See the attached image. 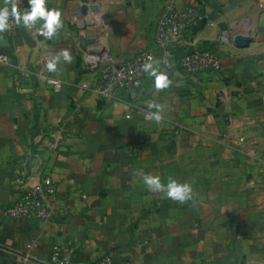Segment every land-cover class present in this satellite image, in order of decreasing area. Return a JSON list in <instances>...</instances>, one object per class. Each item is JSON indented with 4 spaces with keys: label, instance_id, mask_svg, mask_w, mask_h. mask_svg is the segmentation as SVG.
Returning a JSON list of instances; mask_svg holds the SVG:
<instances>
[{
    "label": "crops",
    "instance_id": "0c3cea01",
    "mask_svg": "<svg viewBox=\"0 0 264 264\" xmlns=\"http://www.w3.org/2000/svg\"><path fill=\"white\" fill-rule=\"evenodd\" d=\"M195 1L48 0L62 12L57 39L35 28L30 47L22 28L0 34V52L10 57L0 65L1 245L47 263L63 245L74 251L72 264L106 255L114 264H264V0H199L204 19L184 38L213 49L223 68L188 73L176 60L160 63L173 80L164 91L146 74L134 91L100 95L80 44L101 19L99 43L113 57L146 48L160 57L164 5ZM65 48L74 60L53 73L57 89L37 73ZM151 102L164 106L159 124L145 119ZM43 161L57 185L55 217L5 216L21 192L16 169L24 166L33 184ZM141 170L165 183L194 182L195 201L181 205L147 190L134 175ZM23 259L0 247V264Z\"/></svg>",
    "mask_w": 264,
    "mask_h": 264
},
{
    "label": "built area",
    "instance_id": "2783aa9c",
    "mask_svg": "<svg viewBox=\"0 0 264 264\" xmlns=\"http://www.w3.org/2000/svg\"><path fill=\"white\" fill-rule=\"evenodd\" d=\"M19 6L23 10L28 7V0H19ZM204 19L201 1L186 7H177L172 2H167L157 20L155 40L161 50L160 57L156 56L153 48H146L139 51L130 59L115 58L108 51L105 45L99 40L104 36V25L99 19L98 31L93 35L100 47H91L85 50V61L88 67L97 73V86L95 92L105 97H112L116 91H134L143 85L146 73L142 65L153 60L166 64L172 60L178 61L188 73L198 72H219L222 70V60L219 55L210 48H199L189 42L184 36L192 33L199 27ZM22 26H13L5 35H13ZM28 33H34L35 27L27 29ZM37 73L41 80L50 83L54 88L61 86V81L54 78L53 73L48 71L46 63ZM166 62V63H165ZM9 55L0 52V65H9ZM239 140L243 143L244 137ZM17 180L21 184L19 198L10 205L4 215L12 219L27 220L38 217L46 222L51 221L57 212L56 196L57 185L53 180L48 163L42 162L39 170V180L36 183L26 182L27 171L24 166L16 169ZM73 249L63 245L55 246L50 255L51 264H72ZM19 264H33L32 261L24 258ZM94 264H114L113 257L106 255L99 258ZM119 264H132L130 261H123Z\"/></svg>",
    "mask_w": 264,
    "mask_h": 264
},
{
    "label": "clouds",
    "instance_id": "9594fccd",
    "mask_svg": "<svg viewBox=\"0 0 264 264\" xmlns=\"http://www.w3.org/2000/svg\"><path fill=\"white\" fill-rule=\"evenodd\" d=\"M47 3L48 0H28V7L22 10L19 6V0H3V6H0V34L10 31L15 25L27 29L35 27L38 34L45 39H57L64 28L62 12L57 9H49ZM73 60L74 57L69 49H61L48 59L46 68L52 73H59L62 62L71 64ZM166 66L170 67V65ZM142 70L149 77L154 78V87L158 92L167 90L173 85V80L161 68L160 61L149 57L148 61L142 65ZM147 108L145 119L157 124L161 123L164 118L162 115L165 110L164 106L151 102L148 103ZM134 175L141 176L147 190L153 193H161L173 202L184 205L190 201H195L194 182H181L172 176H168L167 183H165L160 176L145 174L142 170L135 172Z\"/></svg>",
    "mask_w": 264,
    "mask_h": 264
},
{
    "label": "water",
    "instance_id": "95a60500",
    "mask_svg": "<svg viewBox=\"0 0 264 264\" xmlns=\"http://www.w3.org/2000/svg\"><path fill=\"white\" fill-rule=\"evenodd\" d=\"M90 9L92 11H96L97 10V5H92L90 7ZM92 24H87V25H83L81 27L82 30H85L88 26H91ZM22 28V33H23V36L27 42V44L30 46V47H34L36 45V42L34 41L33 37L27 32V28H24L23 26L21 27ZM250 41H247L245 46H247V44L249 43ZM96 43V39L94 37H88L86 39H82L80 44L82 46V48L84 50H87L88 46H91L93 44ZM0 247L8 250V251H12V252H16L18 253L20 256L32 261V262H36V263H39V264H51V263H47V262H43V261H40L38 259H35L34 257L30 256V255H27L26 253H20V252H17L13 249H11L10 247H6V246H3L0 244Z\"/></svg>",
    "mask_w": 264,
    "mask_h": 264
}]
</instances>
